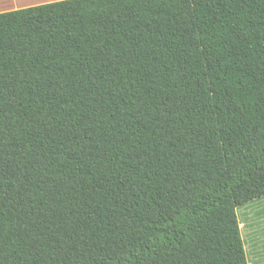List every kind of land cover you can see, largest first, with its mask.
Listing matches in <instances>:
<instances>
[{"label": "trees", "instance_id": "obj_1", "mask_svg": "<svg viewBox=\"0 0 264 264\" xmlns=\"http://www.w3.org/2000/svg\"><path fill=\"white\" fill-rule=\"evenodd\" d=\"M264 197V0L0 13V264H249Z\"/></svg>", "mask_w": 264, "mask_h": 264}, {"label": "rangeland", "instance_id": "obj_2", "mask_svg": "<svg viewBox=\"0 0 264 264\" xmlns=\"http://www.w3.org/2000/svg\"><path fill=\"white\" fill-rule=\"evenodd\" d=\"M244 249L250 264H263L264 247L258 246L264 238V197L237 210Z\"/></svg>", "mask_w": 264, "mask_h": 264}, {"label": "crops", "instance_id": "obj_3", "mask_svg": "<svg viewBox=\"0 0 264 264\" xmlns=\"http://www.w3.org/2000/svg\"><path fill=\"white\" fill-rule=\"evenodd\" d=\"M56 1H61V0H0V13L56 2ZM261 242L262 244L260 243L258 246L264 247V238L261 239ZM263 264H264V257H263Z\"/></svg>", "mask_w": 264, "mask_h": 264}]
</instances>
